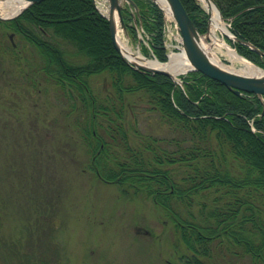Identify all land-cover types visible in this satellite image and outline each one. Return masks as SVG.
<instances>
[{
    "label": "trees",
    "instance_id": "1",
    "mask_svg": "<svg viewBox=\"0 0 264 264\" xmlns=\"http://www.w3.org/2000/svg\"><path fill=\"white\" fill-rule=\"evenodd\" d=\"M142 52L168 60L164 12L154 0H135ZM200 33L208 13L198 0H182ZM238 40L240 54L264 68V0H215ZM130 35L138 25L124 12ZM41 57L37 69L68 101L65 116L89 153L88 168L124 194L152 198L187 247L188 264L233 257L264 264V101L237 94L193 70L182 83L165 73L134 68L114 45L109 19L94 0H39L3 20ZM244 41L252 43L263 53ZM63 44L75 48L77 61ZM94 77H103L95 85ZM178 136L139 128L141 103Z\"/></svg>",
    "mask_w": 264,
    "mask_h": 264
},
{
    "label": "rangeland",
    "instance_id": "2",
    "mask_svg": "<svg viewBox=\"0 0 264 264\" xmlns=\"http://www.w3.org/2000/svg\"><path fill=\"white\" fill-rule=\"evenodd\" d=\"M126 34L144 54L141 40ZM202 37L212 44L208 32ZM63 47L83 61L74 47ZM40 63L36 47L0 22V264H188L187 247L152 198L124 194L88 168L90 155L65 116L68 101ZM92 80L103 83L102 76ZM141 107V131L178 136L145 102Z\"/></svg>",
    "mask_w": 264,
    "mask_h": 264
},
{
    "label": "water",
    "instance_id": "3",
    "mask_svg": "<svg viewBox=\"0 0 264 264\" xmlns=\"http://www.w3.org/2000/svg\"><path fill=\"white\" fill-rule=\"evenodd\" d=\"M36 1L39 0H26L24 6L20 9V11H18L13 15H8V16H2L0 14V18L5 20L15 18ZM154 1L161 6L158 0H154ZM204 1L206 2L207 5L206 9L209 14H211V9L209 5L212 3L216 7L219 16L222 18L221 11L218 5L216 4L215 0H204ZM167 2L170 6L173 17L175 18L176 22L179 25L183 37L184 51L186 53V56L190 60L191 67L187 71L190 70L200 71L213 79L223 82L228 88H230L237 94L254 93L260 97H264V74L246 75L225 69L214 63L212 59L209 57V55L201 47L200 44L201 33L199 32L196 24L194 23L193 19L186 10L182 0H167ZM108 4H109V14H107L106 16L109 19L112 40L116 48L121 52V54L125 57V59L128 62H130V64L136 69L147 70L150 72L165 73L172 76L176 83L180 82L181 81L180 77L176 79L172 75V73H170L166 69L148 66L139 61H131L123 54L116 39L117 25L115 20V13H117L118 15L121 27L124 29L126 33H128V26L125 22L123 11L126 10L127 8L132 7L135 10V13L139 16L140 15L139 8L135 0H108ZM135 19L136 18L134 16V20ZM226 35L229 38L238 40V38L234 36L230 31L226 32ZM244 42L250 45L251 47L255 48L256 50H258L259 52L263 53L259 48L254 46L252 43L248 41H244Z\"/></svg>",
    "mask_w": 264,
    "mask_h": 264
},
{
    "label": "bare ground",
    "instance_id": "4",
    "mask_svg": "<svg viewBox=\"0 0 264 264\" xmlns=\"http://www.w3.org/2000/svg\"><path fill=\"white\" fill-rule=\"evenodd\" d=\"M161 6L164 7L166 14L172 17V12L167 0H158ZM206 5V2L202 0ZM26 0H0V14L2 16L13 15L20 11L24 6ZM211 18H210V29L208 36L212 38V44H207L206 40L201 36L200 44L203 50L209 55L214 63L217 65L239 72L246 75H259L264 74V69L256 64L255 62L249 60L248 58L241 55L236 48H234L225 38L218 35V29L222 30L224 33L229 32L223 19L218 15L216 7L211 3ZM109 14V9L107 11ZM115 20L117 25L116 39L120 46L123 54L131 61H139L148 66L155 68H163L168 70L172 75L178 79V73L187 71L190 67V60L186 56L185 51L174 52L170 54V59L166 62H160L158 59L152 57H144L140 50H135L130 44L126 32L120 25V21L117 13H115ZM206 33V32H205ZM213 46H218L228 55L230 63L225 64L219 56L214 51Z\"/></svg>",
    "mask_w": 264,
    "mask_h": 264
},
{
    "label": "built area",
    "instance_id": "5",
    "mask_svg": "<svg viewBox=\"0 0 264 264\" xmlns=\"http://www.w3.org/2000/svg\"><path fill=\"white\" fill-rule=\"evenodd\" d=\"M171 28H172V25L170 24V25L167 27L168 33H171V31H172ZM170 29H171V31H170ZM172 32H173V31H172ZM174 38L179 40V37H178L177 34H174Z\"/></svg>",
    "mask_w": 264,
    "mask_h": 264
}]
</instances>
